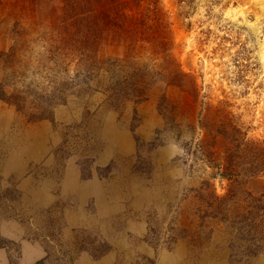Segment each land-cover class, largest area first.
Listing matches in <instances>:
<instances>
[{
	"label": "rangeland",
	"instance_id": "obj_1",
	"mask_svg": "<svg viewBox=\"0 0 264 264\" xmlns=\"http://www.w3.org/2000/svg\"><path fill=\"white\" fill-rule=\"evenodd\" d=\"M262 209L264 0H0V264H264Z\"/></svg>",
	"mask_w": 264,
	"mask_h": 264
},
{
	"label": "trees",
	"instance_id": "obj_2",
	"mask_svg": "<svg viewBox=\"0 0 264 264\" xmlns=\"http://www.w3.org/2000/svg\"><path fill=\"white\" fill-rule=\"evenodd\" d=\"M148 4V3H147ZM131 18V17H130ZM127 19H129V18H125L124 16H122L121 17V22H122V24L123 25H121V26H118L117 24H116V22L117 21H119V19H113V18H111V19H104L103 21L106 23V22H108V24H110V27H116L117 29H120V28H124V26L126 27V23H125V21L127 20ZM130 20V19H129ZM129 20H127V21H129ZM196 89H193V90H191L190 92L191 93H193L194 91H195ZM208 135V136H207ZM210 136V134H206L205 135V137L203 138V143H205V141L207 140V138ZM216 136H218V135H216ZM216 136L215 137H213V138H216ZM209 206H211V207H218V205L216 204V202H210L209 203ZM252 214V217H251V219L254 221L253 223H255V225H258L259 227H262L264 224L261 222V219H262V215L264 214L263 213V209L262 210H258V211H256L255 212V218H254V214H253V212L251 213ZM264 238V236L263 235H258V238H257V241H260V240H262Z\"/></svg>",
	"mask_w": 264,
	"mask_h": 264
}]
</instances>
